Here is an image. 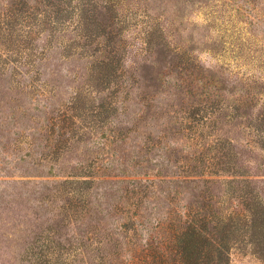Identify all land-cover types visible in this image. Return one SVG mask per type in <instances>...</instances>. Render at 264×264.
Listing matches in <instances>:
<instances>
[{
  "label": "trees",
  "instance_id": "16d2710c",
  "mask_svg": "<svg viewBox=\"0 0 264 264\" xmlns=\"http://www.w3.org/2000/svg\"><path fill=\"white\" fill-rule=\"evenodd\" d=\"M215 7L0 0V240L22 261L264 264V74L226 61Z\"/></svg>",
  "mask_w": 264,
  "mask_h": 264
},
{
  "label": "rangeland",
  "instance_id": "374dc122",
  "mask_svg": "<svg viewBox=\"0 0 264 264\" xmlns=\"http://www.w3.org/2000/svg\"><path fill=\"white\" fill-rule=\"evenodd\" d=\"M216 4V28L226 42L223 51L226 61L243 66L257 74H264V0H214ZM239 52L241 56H235ZM210 58L207 54L202 55ZM238 57V59H236ZM243 64V65H242ZM70 90V89H69ZM23 216V215H22ZM10 228L11 236H17V228ZM0 240V264H27L22 261L23 249L14 240ZM230 264H262L257 259L240 253L231 254Z\"/></svg>",
  "mask_w": 264,
  "mask_h": 264
}]
</instances>
